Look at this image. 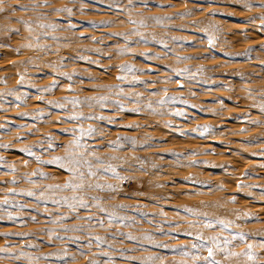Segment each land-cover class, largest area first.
Listing matches in <instances>:
<instances>
[{
  "label": "rangeland",
  "instance_id": "rangeland-1",
  "mask_svg": "<svg viewBox=\"0 0 264 264\" xmlns=\"http://www.w3.org/2000/svg\"><path fill=\"white\" fill-rule=\"evenodd\" d=\"M262 3L3 0L0 264H264Z\"/></svg>",
  "mask_w": 264,
  "mask_h": 264
},
{
  "label": "snow or ice",
  "instance_id": "snow-or-ice-1",
  "mask_svg": "<svg viewBox=\"0 0 264 264\" xmlns=\"http://www.w3.org/2000/svg\"><path fill=\"white\" fill-rule=\"evenodd\" d=\"M2 2H3V0H0V3H2ZM129 2L131 3L132 0H129ZM261 6L264 7V3H262ZM0 11H3V9H0ZM64 11H70V10L69 9H64ZM261 19H264V17H261ZM117 35H122V34L117 33ZM213 39H214V37H210L209 38V43H211ZM213 47H214V45H213ZM122 51H126V49H124ZM124 67L125 68H129V70H130V66H124ZM177 74H179V73H177ZM65 75H67V74H65ZM121 78H123V77H121ZM69 79H71V77H69ZM100 99L101 100H106L107 97H101ZM171 99H175V98H171ZM164 102L165 101H161L160 103H164ZM57 106L61 107V108L64 107V105H57ZM149 107H151V105H149ZM175 114L177 116L183 115L182 112H176ZM72 118L73 119H79V116H75V117H72ZM96 119L103 120V119H105V117H96ZM203 130L205 132H207V131H210L211 129L208 126H205ZM66 131H71V130H66ZM95 131H96L95 129H88V130L81 129V137H83L84 135H92ZM196 131H199V129H197ZM122 139L124 141H127L130 138L125 137V138H122ZM73 143H74V146H77V147H80V148H86V145L80 143V138H76ZM113 143H115V142H113ZM133 143H134V141H133ZM3 147H8V146L7 145H0V148H3ZM25 151H27V149H25ZM93 155H94V152H93ZM0 159H2V158H0ZM56 159L58 161H63V163H61V165H60L62 168H67V170L69 172L73 173V175L77 176L81 180H83L86 177V175L87 176H96L97 175V172L93 171V169L95 168V164H93L91 161L87 160V158L83 155V153L76 154V153H73V152L69 151V155L67 157H65V158L58 157ZM96 159H97V162H99L100 164L104 163L98 157ZM193 163H197V162H193ZM85 166L87 167V172L86 173L81 171V168H83ZM102 171L111 172L114 175H116L119 179H124V177H120L119 176V174L116 171V168L114 166L110 165V164L107 165V167H104L102 169ZM89 186L93 187V185H89ZM57 187H60V186H57ZM64 187L71 188L73 190H77V189L83 188L84 185L83 184H73L71 181H69L66 185H64ZM94 187H97V188L107 187L108 189H111L113 191L116 190L115 186L110 185V184L106 185V186L105 185H101V184H96V185H94ZM28 195L32 196V195H35V194L32 193V192H29ZM65 199H67V198H65ZM73 199L74 200H78L81 207H85L86 208L88 206L83 201L82 198L74 197ZM94 199H98V198H94ZM8 203H9V201L7 199L3 201V204H5V205L8 204ZM70 206L74 207V205H70ZM120 207H124V206H120ZM102 211H106V209H102ZM186 211L191 213L192 215H201V214H198V213L194 212L192 209H186ZM110 216L112 218H117V214L115 212L110 213ZM216 224L222 225L224 228L228 227V224L225 223V221H223V220H217ZM203 226L204 227H212L213 224L209 220ZM187 235H191V233H187ZM239 238L241 240H243L244 236L241 234ZM97 239L101 240V242H103L102 238L97 237ZM129 239H135V237L129 236ZM149 239H151V237H149ZM198 240H199V243H193L191 245V247L193 249H206L207 250L208 256L203 258L205 260L206 264H219V262L214 259L213 247H215L216 249H220L221 238L220 237H211L210 238V243H206L204 241L203 236L201 235V236H198ZM223 243L224 244H229V243H231V241L225 239L223 241ZM160 247H166V245H160ZM183 247H185V246H182V248ZM249 247H251V246H249ZM0 251H5V249H0ZM183 254L184 255H188L189 253L183 252ZM228 254L229 255H238L237 253H228Z\"/></svg>",
  "mask_w": 264,
  "mask_h": 264
}]
</instances>
